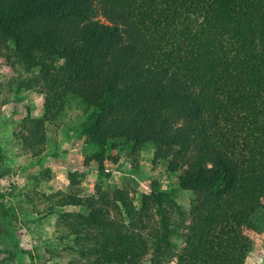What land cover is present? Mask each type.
Masks as SVG:
<instances>
[{
	"label": "trees",
	"instance_id": "obj_1",
	"mask_svg": "<svg viewBox=\"0 0 264 264\" xmlns=\"http://www.w3.org/2000/svg\"><path fill=\"white\" fill-rule=\"evenodd\" d=\"M0 56L29 73L9 90L42 95L15 130L32 155L74 99L88 141L152 144L190 194L187 208L154 186L137 206L120 188L56 194L84 208L66 223L83 264L243 263L240 226L264 231V0H0Z\"/></svg>",
	"mask_w": 264,
	"mask_h": 264
},
{
	"label": "rangeland",
	"instance_id": "obj_2",
	"mask_svg": "<svg viewBox=\"0 0 264 264\" xmlns=\"http://www.w3.org/2000/svg\"><path fill=\"white\" fill-rule=\"evenodd\" d=\"M7 59L0 56V172L7 169L0 176L1 264H83L84 259L69 247L66 223L84 208L61 205L55 195L62 192L86 196L120 188L137 206L141 193L154 186L188 207L190 194L178 187L176 174L165 169L163 160L152 159V144L133 152L128 144L111 148L88 141L82 122L89 109L77 100L69 99L58 120L46 124L39 156L21 147L15 135L18 122L24 115L41 116L42 95L7 88L10 76L29 75L11 67ZM257 200L264 204V191ZM240 230L251 241L242 264H264V231L245 225ZM125 255L120 250L104 262L117 264ZM141 264H147L146 260ZM164 264H174V260Z\"/></svg>",
	"mask_w": 264,
	"mask_h": 264
}]
</instances>
